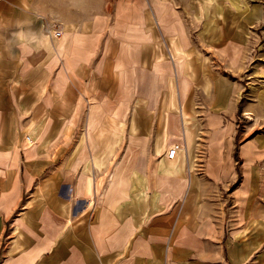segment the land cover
I'll use <instances>...</instances> for the list:
<instances>
[{
  "label": "crops",
  "instance_id": "1",
  "mask_svg": "<svg viewBox=\"0 0 264 264\" xmlns=\"http://www.w3.org/2000/svg\"><path fill=\"white\" fill-rule=\"evenodd\" d=\"M31 1L0 105V264H247L248 246L264 264V133L237 134L231 85L215 78L247 49L197 58L196 0ZM191 110L203 160L186 157ZM9 119L43 121L11 140ZM175 143L183 160L166 157Z\"/></svg>",
  "mask_w": 264,
  "mask_h": 264
},
{
  "label": "rangeland",
  "instance_id": "2",
  "mask_svg": "<svg viewBox=\"0 0 264 264\" xmlns=\"http://www.w3.org/2000/svg\"><path fill=\"white\" fill-rule=\"evenodd\" d=\"M32 3L31 0H0V105L5 108L9 106L7 97L14 90L15 84L16 31L24 24L23 20H27L26 17L32 14ZM189 11L190 13L185 14L184 18L192 27L191 40L198 48L197 58L202 59L203 53L217 51L220 47L229 46L230 42L237 47L247 49V59L244 61L245 66L242 70L229 71L225 68L224 63L217 62L215 78L224 81L228 86L231 85V97L238 106L237 115L239 118H235L237 115L232 118V121L236 123L237 134L239 135L241 132L240 137L245 136L250 139L257 133H264V0H196ZM179 52L182 53L179 60L183 59L187 64V59L191 56L190 53L180 47ZM169 57L171 58L170 55ZM240 104L241 106L252 105L254 108L251 109L250 113L244 114ZM183 111L186 112V108H183ZM189 112L188 122L194 133V139L190 148L191 151L186 152V157L189 159L196 157L203 160V145L206 142L204 120L192 110ZM179 114V125H182L183 117L180 109ZM42 121L25 120L21 123V120L9 119L7 125L12 131L6 138L13 140L17 137L18 139L20 137L16 134L18 128L20 129L25 125L28 127L36 126ZM34 130L33 128L26 135L25 144L32 143ZM181 130L184 133L183 125ZM180 138L179 135V142L184 143L183 139ZM192 146H199L195 155L192 152ZM181 154L180 157L183 160L184 153ZM205 199L208 200V197ZM186 217L190 218V214H187ZM187 223L191 225L190 221ZM254 235L255 231H250L247 237L250 239ZM236 240L239 241V236L236 237ZM233 242L230 245L229 241L227 242V246L223 250L225 257L227 250L230 253H228L229 258L235 253L236 248ZM262 251L263 247L248 246L247 264L254 263ZM239 253L240 248L237 249V257Z\"/></svg>",
  "mask_w": 264,
  "mask_h": 264
},
{
  "label": "built area",
  "instance_id": "3",
  "mask_svg": "<svg viewBox=\"0 0 264 264\" xmlns=\"http://www.w3.org/2000/svg\"><path fill=\"white\" fill-rule=\"evenodd\" d=\"M54 35L56 37H58L60 35L59 32H55ZM184 146L181 145L180 143H175L173 144L172 146H170L166 152V157L167 159L169 160H173L177 157V155L180 153V152H183L185 154V151H184Z\"/></svg>",
  "mask_w": 264,
  "mask_h": 264
},
{
  "label": "trees",
  "instance_id": "4",
  "mask_svg": "<svg viewBox=\"0 0 264 264\" xmlns=\"http://www.w3.org/2000/svg\"><path fill=\"white\" fill-rule=\"evenodd\" d=\"M236 157V156H235ZM237 158V157H236Z\"/></svg>",
  "mask_w": 264,
  "mask_h": 264
}]
</instances>
